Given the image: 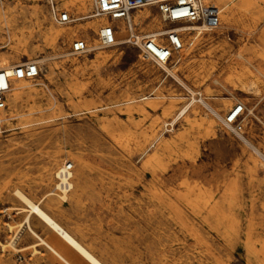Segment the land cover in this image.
Returning a JSON list of instances; mask_svg holds the SVG:
<instances>
[{"label": "rangeland", "instance_id": "1", "mask_svg": "<svg viewBox=\"0 0 264 264\" xmlns=\"http://www.w3.org/2000/svg\"><path fill=\"white\" fill-rule=\"evenodd\" d=\"M88 2L86 13L91 15L94 4L93 0ZM61 3L54 1L56 9L68 11L74 19L66 25L55 20L49 0H0L6 12L19 18L15 30L28 39L27 50L12 63L34 60L40 66L39 75L30 79L32 94L24 96L17 107L19 116L0 130V264H35L34 259L29 263L30 251L18 252L8 246L3 249L2 244L7 245L17 230V249L35 241L23 224L27 212L22 208L26 205L14 190L18 188L36 200L42 193L39 183L44 167L55 153L62 155L60 165L72 162L71 156H82L87 164L89 181L82 190L68 193V201L62 202L66 214L60 220L106 264H260L246 250L251 229L254 239L264 237L260 157L224 125V129L209 126L213 116L205 107L200 121L204 124L196 134L194 148L188 150V134L176 143L174 139L183 126L180 121L171 125L172 115L189 100V92L160 66L139 58V50L127 43L70 55L73 41L94 45V37L81 34L52 42L44 35L47 19L60 28L76 27L98 17L79 19V13ZM37 8L43 10L41 15L35 14ZM152 11L159 14L155 7ZM260 14L258 9L241 10L239 25H249ZM261 21L259 27L264 28ZM226 35L235 47L233 52L220 48L225 37L213 38L187 59L179 75L189 85L210 88L213 102L225 97L234 104L248 103L253 95L238 92L234 97L207 77L202 67L203 62L217 63L215 76H228L224 63L243 43V33L233 30ZM95 38L100 39V33L96 32ZM247 45L263 51L264 39L252 36ZM102 51L109 55L105 60L97 56ZM208 51L213 54L204 56ZM252 80V76L245 79L246 83ZM129 98L134 99L131 110L126 102ZM142 104L146 112L139 110ZM171 107L174 110L168 112ZM30 111L33 114L28 116ZM245 112L239 119L241 134L259 146L264 139V105L256 112L261 121L248 115L247 109ZM108 121L122 124L128 137L112 138L104 130ZM156 131L163 134V141L173 143H154ZM149 158L156 165H148ZM186 177L201 182L197 184V202L213 207V215L208 209L196 213L175 194V189L185 192L179 183ZM56 185L57 177L52 187ZM32 217L31 224L40 234L49 241L55 238ZM64 248L73 262L87 264L74 250ZM39 249L44 253L40 264H56L46 248Z\"/></svg>", "mask_w": 264, "mask_h": 264}, {"label": "bare ground", "instance_id": "2", "mask_svg": "<svg viewBox=\"0 0 264 264\" xmlns=\"http://www.w3.org/2000/svg\"><path fill=\"white\" fill-rule=\"evenodd\" d=\"M34 1L39 2L42 0ZM49 1L50 3H54L55 0ZM57 1L62 2L61 5L64 8H67L69 11L75 10L77 13H79V19L93 16L92 14L88 15L86 13L90 8L88 0ZM203 1L206 4H213L220 8L221 18L219 26L202 32L200 30L197 31L196 25H179L177 28L183 36V50L177 53L178 55L175 54L169 63L160 66L162 70L166 71L168 75L175 79V81L179 85L184 87L190 94L189 100L180 108H178L177 111L172 115L171 122V125H173L180 121L181 125L183 126L182 132L177 134L174 139L176 143L178 142V140H180V138L184 136V134H188L191 136V140L188 141L187 145L189 151L194 148L196 142V134L204 124V121L202 123L200 122L203 118L201 116H205V114H202L203 107L210 111L213 116L212 118L210 117V122H208L209 126L216 125L221 129H224L222 128V125H224L229 130L233 129L231 125L227 124L226 117L229 112L234 109L237 103L234 104L232 100H228V98L225 97H222L220 102L218 103L213 102L211 99L213 95L210 88L207 87L205 89H202L200 85H189L188 82L179 75L180 68L184 66V64L187 62V59L193 56L198 51L202 50L204 44L207 41H211V39L213 38L225 37L226 39L224 38L220 48L225 53H230L234 51L235 47L229 41L226 33L233 30H239L243 33V43L224 63V69H227L229 71L228 76L225 79H221L220 76H215L218 67L217 63H212L211 65H209L208 62H203L202 67L203 70L208 74L207 77H210L213 82L219 83V85L225 90L227 89L231 91V93L234 94V97H236L235 95L238 92H243L248 96H254V99H250L248 103L246 101L242 102L245 107V111L246 109L248 110V115H252L253 117L261 121L256 112L261 111L262 105H264V50L260 51L251 49L247 45V42L252 36H255V39H264V28L259 27L260 23L262 22L261 20H264V6H262V4H264V0ZM152 8V6H144L133 12V25L135 27V30L139 31V34L141 35L161 33L165 30L164 26L166 25V23L161 19L159 14H156L152 11ZM253 9H258L261 14L258 15L254 20H252L249 25L241 27L239 25L242 18V16L240 15V11H249ZM42 13L43 10L40 8H37L35 10L36 15H41ZM18 19L19 18L17 16H12L8 12H6L3 7L0 6V69H7L11 76V87L7 95V107L0 112V130L2 126L12 122L19 116L17 113V107L20 101L24 96L31 95L34 89L33 83L29 78L16 79L13 76V67L15 65L22 64V61H16V63H12V60H16L22 52L27 50L28 46V39L22 36V31L20 32L15 30V25L18 22ZM47 21L48 23L46 25L44 35L48 36V39L52 42H56L58 39L65 40L66 38L70 39L78 37L82 34L84 37H94V45H90L89 41H87V43L91 47L93 46L98 50H101L103 48L99 47L100 39L95 38L96 32L100 33V30L104 25L108 24L112 27H116V44L114 46L125 43L126 37H124V35L128 33L124 21L120 19H112V21H110L107 16L98 17L93 21L78 25L76 27L59 28L51 20L47 19ZM159 41L165 42L166 39L164 36H162L159 38ZM212 54L213 51H208L206 54H204V56H210ZM97 56L99 58H102L103 60L109 57V55H105L104 51L98 52ZM176 56V65L171 67L170 65L174 62L173 59ZM43 61H46V58H44ZM74 62L77 63L78 59H76ZM247 76L253 77L251 83H246L245 79L247 78ZM126 102L130 105L129 110H131V105L134 104V99L129 98L126 100ZM149 104L153 105L152 102H150ZM172 108L173 107L168 108L167 111L172 112L174 110H172ZM139 110L146 112V107L142 104L140 105ZM226 110L227 113L223 114V112ZM39 111L41 112L42 110ZM245 111L243 112L242 116L246 113ZM32 114L33 111L27 113L28 116ZM33 120L37 121L39 119L34 118ZM104 124V130L115 140L118 139L119 135L128 137V131L119 122L108 121V123ZM239 136L241 140L247 146L251 147L260 157L261 160H257V164L263 166L264 170V139H261L259 146H255L241 133L239 134ZM162 137L163 134L156 131L154 136V143L159 142V144L163 143L164 145H170L171 143H173L172 141H163ZM126 142H128V140H126ZM71 160L73 163L71 183L72 189H75V191H79L82 190L85 184L89 181L87 164L82 156H71ZM61 161L62 155L60 153H55L50 157V163L46 167H44V173L39 183V187L41 188L42 193L36 200H33L30 196H28L18 188L14 190L19 199L26 205L22 208L27 212L24 217L23 224L26 225L28 234L35 241L23 247L22 249H17L15 247V240L17 236H19L20 232V230H17L12 234V236H10L8 244H2V247L3 249H5L8 246L18 252L30 251L29 256L31 257V259H28L29 263L34 259L35 264H40L44 259V253L39 249V247L46 248L49 255L53 258V260L56 261V264H77L73 262V259L69 256L64 247L74 250V252L78 254L79 258L84 260L87 264H106L91 246L79 239L60 220V218L64 217V215L66 214L62 202L68 201L69 199V192L56 193V186L52 187L54 180L56 179L57 171L65 164L64 163L63 165H60ZM147 164L151 166L156 165L155 161L150 158L147 160ZM198 183L201 182L194 181L191 179V177H186L179 183V188H185V192L182 193L177 189H175L174 192L175 194L177 193L182 200L186 201L187 205L196 213H201L205 209H208V214L213 215V213L215 212L213 210V207L209 209L208 205H200L197 202L200 196L197 193ZM76 195H78V192L76 193ZM32 216H35L37 219H39L41 224L46 229L52 231L53 234L56 235L55 238L49 241L44 237L45 235L43 236L42 234H40L31 224ZM23 224H19V226L22 227ZM8 225L9 231H12L13 226L10 224ZM260 225L262 224L260 223L256 226ZM253 226L255 225L253 224ZM252 233L253 230L251 229V231L249 232L248 240L246 242L247 253L256 258L260 264H264V259L262 260L261 258V253L264 252V237L260 239H254ZM3 263L11 264L8 261H3Z\"/></svg>", "mask_w": 264, "mask_h": 264}, {"label": "built area", "instance_id": "3", "mask_svg": "<svg viewBox=\"0 0 264 264\" xmlns=\"http://www.w3.org/2000/svg\"><path fill=\"white\" fill-rule=\"evenodd\" d=\"M94 10L92 17L107 16L111 19L124 21L127 28L125 43L139 50V57L144 61L154 62L158 66L169 63L175 54L183 50V36L178 30V24L196 25L197 31H206L216 28L220 24L221 10L213 4H206L203 0H93ZM144 6L157 8L161 19L166 23L164 31L154 34H139L133 25V12ZM55 20L66 25L74 19L66 11H58L51 3ZM164 36L166 41L160 42ZM116 44V27L104 25L100 30V48H107ZM96 50L85 40H75L70 47V55L80 56ZM16 79L35 78L39 75V64L36 61L15 65L12 69ZM11 87V76L7 69H0V112L7 107V95ZM245 111L242 103H237L226 117L227 124L233 127L232 131L240 134L242 125L240 117ZM73 163L67 161L57 171L58 192H70L72 189Z\"/></svg>", "mask_w": 264, "mask_h": 264}]
</instances>
